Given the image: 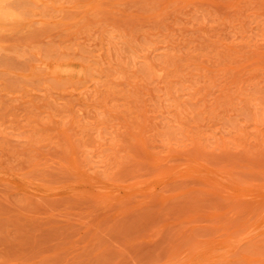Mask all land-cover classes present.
<instances>
[{"label": "rangeland", "instance_id": "rangeland-1", "mask_svg": "<svg viewBox=\"0 0 264 264\" xmlns=\"http://www.w3.org/2000/svg\"><path fill=\"white\" fill-rule=\"evenodd\" d=\"M0 264H264V0H0Z\"/></svg>", "mask_w": 264, "mask_h": 264}, {"label": "bare ground", "instance_id": "bare-ground-1", "mask_svg": "<svg viewBox=\"0 0 264 264\" xmlns=\"http://www.w3.org/2000/svg\"><path fill=\"white\" fill-rule=\"evenodd\" d=\"M63 70V69H62ZM67 72V71H66ZM73 72V71H72Z\"/></svg>", "mask_w": 264, "mask_h": 264}]
</instances>
